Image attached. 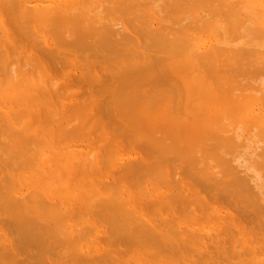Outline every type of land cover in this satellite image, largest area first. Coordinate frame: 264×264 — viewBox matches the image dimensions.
Here are the masks:
<instances>
[{
  "label": "bare ground",
  "instance_id": "1",
  "mask_svg": "<svg viewBox=\"0 0 264 264\" xmlns=\"http://www.w3.org/2000/svg\"><path fill=\"white\" fill-rule=\"evenodd\" d=\"M0 264H264V0H0Z\"/></svg>",
  "mask_w": 264,
  "mask_h": 264
},
{
  "label": "rangeland",
  "instance_id": "2",
  "mask_svg": "<svg viewBox=\"0 0 264 264\" xmlns=\"http://www.w3.org/2000/svg\"><path fill=\"white\" fill-rule=\"evenodd\" d=\"M253 71H254V70H253ZM239 73H242V72H238V74H239ZM244 73H245V72H244ZM256 74H258V73H256ZM256 74H255V75H256ZM240 75H241V74H239V76H236L237 79H238V77H239L240 82H241L243 79H244V80H243L244 83H245L246 79H247L246 82H248V78H249L250 76H251V79L249 78V80H252V81H253V79H252V78H253V76H252L253 74H249V73H247V76L249 75L248 77L246 76V73H245V74H242L241 76H240ZM257 76H258V75H257ZM242 77H243V78H242ZM240 78H242V79H240ZM243 81H242V83H243ZM252 81H251V82H252ZM249 83H250V81H249L247 84H249ZM245 84H246V83H245ZM107 129H108V128H107ZM111 129H112V127H111ZM119 139H120V138H119ZM121 139H122V138H121ZM123 139H126V138L124 137ZM123 139H122V141H123ZM126 141H127V139H126ZM59 249H60V248H59ZM59 249H57V250L60 251Z\"/></svg>",
  "mask_w": 264,
  "mask_h": 264
}]
</instances>
